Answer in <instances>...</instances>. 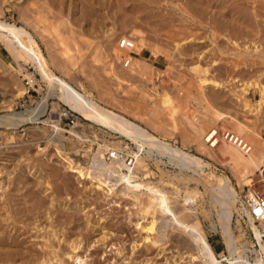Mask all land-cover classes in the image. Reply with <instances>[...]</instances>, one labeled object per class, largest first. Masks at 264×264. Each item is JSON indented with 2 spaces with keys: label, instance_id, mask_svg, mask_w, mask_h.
Wrapping results in <instances>:
<instances>
[{
  "label": "rangeland",
  "instance_id": "rangeland-1",
  "mask_svg": "<svg viewBox=\"0 0 264 264\" xmlns=\"http://www.w3.org/2000/svg\"><path fill=\"white\" fill-rule=\"evenodd\" d=\"M245 2L247 7H254L257 17L252 16L255 24L246 23L240 34L242 20L248 19H243L240 12L246 7ZM237 4L235 12L239 9L241 14L219 8L215 0H0V21L29 32L53 74L102 107L141 125L157 137L165 135L172 145L206 159L209 167L205 172L208 176L214 174L211 182L226 177L239 195L238 191L246 186L237 183L236 172L221 157L225 146L220 144L216 149H209L212 158L198 151L203 147L200 140L207 128L235 131L231 125L215 118L222 114L245 124L249 137L243 138L253 150L261 147L264 150V0H237ZM122 37L134 42L133 52L140 54L135 59L141 63L133 62L138 63V68H144L140 72L143 75H138V79L115 76L114 83L108 78L112 71L109 74L106 69L122 54L115 46ZM232 41L239 46L237 50L232 47ZM196 64L210 68L206 79L212 81L203 94L192 71ZM154 68L165 75L161 84L165 87L161 92L156 91L157 97L155 91L150 94L145 87ZM31 75L35 76L37 93L29 99L37 105L46 95L47 83L31 60L21 53L12 55L0 42V115L12 113L18 102L26 100L25 95L18 97L17 93L21 88L25 91L22 79H29ZM201 94L206 97L207 106ZM48 103L49 113L43 119L46 123L49 116L57 118L58 104L54 99ZM20 131L23 132L0 128L3 160L0 161V264L13 261L20 264L18 257L9 259L16 250L41 253L42 241L57 248L56 255L60 258H52L51 264L200 263L186 258L194 250L183 231L169 225L162 231L166 237L160 242L151 245L158 238L155 234H150L149 241L144 242L145 233L136 225V207L128 199L99 192L71 173L66 160L86 167L93 151L83 150L85 157H82L81 146L60 136L57 138L65 142L62 145L49 140L48 129L40 125L22 127ZM26 134L46 139L41 145L14 148L18 142L25 145ZM107 143L119 148L124 144L117 137ZM166 165L169 164L156 160L157 177L144 175L140 180L165 192L181 220L189 224L194 220L184 212V192L197 187L199 193L194 207L198 225L216 257L219 260L228 257L219 209L212 204L207 185L196 176L193 178L197 183L191 180V172H183L187 175L183 177L178 169ZM140 167L145 168L143 161ZM149 168L153 169L151 163ZM255 174L254 181L260 177L259 172ZM142 193V199L147 198L145 188ZM227 208L231 212L230 231L239 252L250 263L259 262V246L251 228L235 214V206ZM8 214L12 221H2ZM140 221L142 226L147 222ZM257 226L264 238V222ZM74 240L78 249L73 252L68 245L71 241L75 243Z\"/></svg>",
  "mask_w": 264,
  "mask_h": 264
},
{
  "label": "bare ground",
  "instance_id": "bare-ground-1",
  "mask_svg": "<svg viewBox=\"0 0 264 264\" xmlns=\"http://www.w3.org/2000/svg\"><path fill=\"white\" fill-rule=\"evenodd\" d=\"M216 1H218L219 3V6H218L219 8L223 9L224 7H226V9L229 12H232V11L235 12L236 7L239 6V4H237V0H222V2H219V0H215V2ZM246 3L247 2L244 3L245 6L247 5ZM250 9H252L253 11L250 12ZM238 11L239 9L236 10L235 13L239 14L240 12H242L243 14L241 13L240 14L243 17V19L244 17L245 18L248 17V19L246 18L247 22H243L242 20L240 24L241 29H239V31L241 34V32H243L242 27L245 28L246 23H251V24L253 23V25L255 24V22H253L251 17L255 16L257 12L254 10V7L249 8L247 6L243 7V9L240 10V12ZM238 14L236 15L240 17V15ZM0 42L10 51L12 55L17 56L18 53H21L22 55H24L26 59L31 60L37 72L41 76V79L47 83V88H48L46 95L43 96V98H41V100L37 103L35 108L28 109L24 112L12 111V113L0 115V128H5L7 130H14L18 128L19 125L23 126V124L29 121L32 122L33 124L37 123L36 120H39V118L37 117V114H42L44 110L48 107L49 105L48 100L51 99L52 97L57 98L62 103L66 104L70 109L75 111L84 120L94 125L100 126L102 128H106L114 133H117L121 137L124 136V137L130 138L131 140L139 144L140 148L141 147L145 148V152L148 156L153 151H156L160 156V159H159L160 162L163 161L161 157H166V160H164V162L172 166L175 164L176 166L175 165L174 166L176 169L179 170L180 175L184 177L187 175H184L183 172H186V171H188V173L191 172L192 176H189L191 180L196 181V183L198 181H202L203 184H206L208 187V192L212 200V204H214L219 209V220L222 223V233L224 234V238H225L224 240L226 241L224 243H226L228 257H223L220 260L216 257L205 235L203 234V232L201 231L198 225V219L195 215L196 209L194 207V203L197 200L196 195L197 193H199L197 187L192 188V189L189 188L184 192V203H185L184 208H183L185 210L184 212L190 214V216L194 220L193 223L189 224L181 220V217L179 216L180 213L178 214V212L176 211V208L174 209L170 205L168 201L169 197L166 195V193L163 191L157 190L154 186H151V184H149L148 182L146 183L145 181H141L139 179L129 184L128 183L129 178L124 175H119V174H118L117 179H110L108 176L109 172L117 174L118 173L117 168L120 166L119 164H116L115 166L114 164H111V163L107 164L106 162H104L101 151L90 153L89 155L90 160L87 162L86 167H82L79 164L76 165L73 163L72 160H68V161L66 160L71 173L76 175L78 180L94 186V189L98 190L99 192L102 191L106 195H109V196L121 195L131 202L130 203L131 206L136 207V215L138 219L136 225L137 226L140 225V230H142L145 233V236L143 238L144 242L149 241L150 234H155L158 238H156V240L151 242L152 243L151 245L157 244V242H160V239L162 238L164 239L166 237V235L162 233V231L165 230V227L172 225L173 228L176 227L177 229H180L181 231H183L185 235L187 236L188 241L191 242L193 246L194 254H189L186 256V258H189V261L197 260L198 263L200 262L199 264H223L224 261L227 262L228 264H264V243H263L264 238L257 225H254L250 222L248 223L249 227L251 228L255 236L256 242L259 246V252L261 255L259 262L250 263V260L248 259V257L243 252H239V249L236 246L235 240L233 239L232 233L230 231L231 212L227 208V206H230V205L232 207L235 206V202H237L238 200L237 199L238 194L236 190L232 187L229 179H227L226 177H221V181L219 180V181L211 182V179L214 178V174L211 173L210 174L211 177H209L210 176V175L208 176L209 173H206L204 171H199L201 170L202 167H206V169L209 167V164L207 162L197 158L192 153H189L178 146L172 145L171 142L169 143L164 138L165 135L164 136L162 135L161 137H157L155 134L151 133L150 131L142 127L141 125L123 117L122 115L112 110L102 107L98 102L94 101L92 98H89L83 92L77 90L75 87L69 84L66 80L53 74L49 68V64L43 58L39 48L37 47L32 35L29 32H27L23 27H18L17 25L9 24L4 21H0ZM237 46H238L237 43L235 41L234 42L232 41V47L233 48L236 47V50H237V48L239 47ZM137 50L140 51V49L136 48V51ZM254 51L255 52L258 51L257 47L254 48ZM248 53L249 52H247V54ZM117 57L118 56H116L114 59L115 62L118 61ZM133 61L138 62V63L140 61L131 57V67H137V76L138 75L141 76L142 73L140 74V72H143L144 68L142 69L141 66L140 68H138V65H136L138 63H134ZM142 67H145V64ZM148 68L149 67L145 68V70L146 69L148 70ZM206 68L205 69L201 68L197 64L192 67V71L194 72V78L197 80L196 83L198 87L200 88V92L202 94L204 90L208 89V85L212 81V80L206 79L207 73L209 72V69H210V68L209 69H206ZM215 84L217 86H220L217 83ZM241 90L243 91V86L241 87ZM24 93L25 91L21 88L18 90L17 96L20 97L24 95ZM202 94H201L202 97L201 96L200 97L202 98L205 106H207L206 102L204 101L206 97L203 98ZM155 96L156 97L158 96L156 92H155ZM207 108L208 107H206V110ZM52 117L50 118L49 116L48 118L49 122H54ZM201 117H203V114ZM205 117L206 116H204V118ZM53 118H56V117H53ZM215 118L219 119L221 123L223 122L225 124L231 125L235 131L232 132L233 131L232 130L230 132L241 137L245 142H248L243 138L244 136L249 137V134L247 132V127L245 124H243L242 122L238 121L236 118H233L232 116L227 115V114H222L220 118H217V117ZM41 121L42 123L46 122V120H41ZM147 125H149L150 128H154L153 124L150 123L149 121H147ZM11 134H15V133L12 132ZM53 140L57 141L60 145L63 144L61 143V138L60 139L56 138ZM220 144H223L226 148V150L222 153L221 157L224 158V161L226 159L227 165H230V167L236 172L237 174L236 179H237L238 184H244L246 187L251 186V184L254 182V178L256 175L255 171L259 172L260 176L264 175V150L262 147L259 149L255 148L253 150L252 145L249 143L251 146V152L248 153L247 155H243L242 153L239 152V150L236 147L230 145L229 143H226L221 140L217 147H219ZM107 146L113 147L112 145H110V143L108 144L106 142L103 146L104 150L107 149ZM202 146H203L202 148L200 149L198 148L199 149L198 151L201 152L203 155L206 153V157L212 158L213 156L211 154V151L208 148L204 147L203 144ZM114 148L119 149V147H114ZM1 160L2 159L0 158V161ZM142 161L143 160L140 157L136 159V162L139 166ZM219 161L221 162V160ZM194 176L198 177V179L200 180L198 181L195 180L193 178ZM143 188H145V190L148 192L147 198L145 199H142L144 195L142 193ZM176 193L178 194L177 191ZM7 219H11L12 221V218L9 216V214L2 221L7 222ZM140 220H143V221L147 220V222L142 226L143 223L141 224ZM16 222L18 223V221ZM11 224L13 225V223ZM2 226L4 227V225ZM156 229H158L157 232H156ZM42 243H45V241H42ZM42 243H40L41 246L39 245L41 247V250H40L41 253H38L37 251L36 253H34L29 250H26V251L16 250L14 253H12V255H9V259L18 257L21 261L20 264H51L52 263L51 260L60 258L58 257V255H56L57 250H55L56 247L54 245L50 244L48 246V245H45L47 242L45 244H42ZM46 246L48 247L46 248ZM68 246L70 250L73 252L76 249H78L76 241L75 243H72L71 241V243ZM14 248H17V247H14ZM48 248L49 250H47ZM22 249H25V248H22ZM46 250H47V253L45 252ZM75 257L77 260H79V262H81L80 258L77 257V255H75ZM55 263H57V261ZM10 264H15V261L11 262ZM61 264H63V262Z\"/></svg>",
  "mask_w": 264,
  "mask_h": 264
},
{
  "label": "built area",
  "instance_id": "built-area-1",
  "mask_svg": "<svg viewBox=\"0 0 264 264\" xmlns=\"http://www.w3.org/2000/svg\"><path fill=\"white\" fill-rule=\"evenodd\" d=\"M122 54L119 55L118 61L115 64L112 62L107 66L109 74L108 77L110 81L116 83L115 76L128 78H137V68L131 67V57H138L140 54L135 55L133 50L135 48L134 42L130 38H118L115 45ZM120 72H124L123 74H119ZM145 77L142 79L144 80ZM165 75L163 71L156 70L155 68L151 71L150 79L148 84L145 86L146 90L151 94L153 91L161 92V89L164 88L162 81H164ZM23 86L25 88L24 95L26 96V100L18 102L13 108L14 110H18L17 112H23L26 109L35 108V101L30 100L29 97L32 94H36L37 91L34 89L35 84V76L31 75L29 79H22ZM141 81V80H140ZM126 85H129L128 82H123ZM42 90V89H40ZM46 90V89H45ZM181 92V91H179ZM177 96H182L181 93H177ZM56 101L58 104L57 108V118L54 122H45L42 123L41 120L45 119L49 110L47 108L44 110L42 114H37L39 120H36L37 123L33 124L32 122H27L23 124V126L19 125L18 128L14 129L19 132L22 127H28L29 125H40L41 127H45L48 129L47 137L49 139H56L57 137H62L64 139L69 140L70 142L77 143V145L81 146L82 151H80V156H83V150H89L93 152H102L103 160L107 164H119L120 167L117 168V174L109 172L110 179H117L118 174L124 175L129 178V184L133 183L135 180L142 178L144 175L146 177L153 178L157 177L158 171L156 169V160L160 159L159 154L156 151H153L149 156L145 152V148L139 146L136 142L131 140L130 138L120 136L117 133H114L106 128H101L99 126L89 124L85 120L81 119V117L72 109H70L66 104L62 103L57 98H51ZM32 123V124H30ZM107 134H106V133ZM25 133V132H24ZM24 133L23 134L24 136ZM118 137L124 144L120 145L119 149H115L114 147L107 146V149L104 150L103 146L106 142L110 141ZM26 140L25 145L21 142H18L14 148H18L20 146H33L34 144L41 145L44 143V139H38L37 137H31V135L26 134L23 138ZM224 141L229 143L230 145L236 147L240 153L243 155H247L251 152V146L248 142H245L241 137L231 133L227 130H219L215 127H209L203 131L202 134V144L204 147L212 150L217 148L220 141ZM61 143H65L61 141ZM139 157H143V163L145 164V168H141L136 159ZM202 158V157H201ZM164 161L166 157H161ZM204 160V158H202ZM206 160V159H205ZM204 160V161H205ZM151 165L153 169L149 168ZM175 165V164H174ZM172 165H166L171 167V169H175ZM141 168V170H140ZM112 169V168H110ZM206 167H202L199 171L205 172ZM124 184V183H123ZM201 189V187H198ZM202 190V189H201ZM238 200L235 202V207L237 209V213H235L242 221H245L247 224L250 222L254 225H258L259 223L264 222V175L258 177L249 187H245L243 191L239 192ZM249 225V224H248Z\"/></svg>",
  "mask_w": 264,
  "mask_h": 264
}]
</instances>
